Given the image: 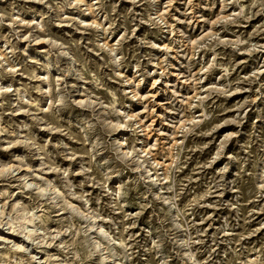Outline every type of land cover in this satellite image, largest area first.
<instances>
[{
    "label": "rangeland",
    "instance_id": "rangeland-1",
    "mask_svg": "<svg viewBox=\"0 0 264 264\" xmlns=\"http://www.w3.org/2000/svg\"><path fill=\"white\" fill-rule=\"evenodd\" d=\"M0 264H264V0H0Z\"/></svg>",
    "mask_w": 264,
    "mask_h": 264
},
{
    "label": "bare ground",
    "instance_id": "bare-ground-1",
    "mask_svg": "<svg viewBox=\"0 0 264 264\" xmlns=\"http://www.w3.org/2000/svg\"><path fill=\"white\" fill-rule=\"evenodd\" d=\"M55 192V191H54ZM53 194H55V193H53ZM29 221H31V222H33V219L31 218ZM19 248V247H18ZM21 248V247H20Z\"/></svg>",
    "mask_w": 264,
    "mask_h": 264
}]
</instances>
